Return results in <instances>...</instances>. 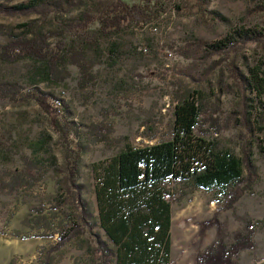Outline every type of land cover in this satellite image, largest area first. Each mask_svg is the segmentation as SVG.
Masks as SVG:
<instances>
[{
	"label": "rangeland",
	"instance_id": "1",
	"mask_svg": "<svg viewBox=\"0 0 264 264\" xmlns=\"http://www.w3.org/2000/svg\"><path fill=\"white\" fill-rule=\"evenodd\" d=\"M32 1L0 0V45L48 36L52 48L64 46L58 65L62 74L49 75L45 62L9 64L0 59V84L21 89L16 101L0 100V264H94L92 237L81 230L77 236L70 233L80 224V209L60 185L68 138L84 148L78 185L94 233L105 239L95 194L100 167L127 147L170 141L175 106L189 94L205 104L204 134L217 140L222 151L248 157L258 179L232 207L225 191L170 185L171 264H195L220 231L231 245L237 234H246L249 223L255 229V247L235 261L264 264V91L253 90L246 80L244 87L237 85L225 68L226 57L203 56L206 44L233 29H260L248 15L257 0H211L216 22L209 24L180 17L175 0H164L166 14L160 20L110 37L99 34L98 23L84 30L83 15H97L102 5L115 0H46L57 6L47 15L13 18L1 13ZM79 51L94 63L95 80L87 86H81L80 70L70 60ZM235 59L247 77V69L259 66L263 53L245 51ZM36 89L65 102L71 114L66 128L54 127L28 95ZM246 184L244 180L241 188ZM212 219L217 222L207 225Z\"/></svg>",
	"mask_w": 264,
	"mask_h": 264
},
{
	"label": "trees",
	"instance_id": "2",
	"mask_svg": "<svg viewBox=\"0 0 264 264\" xmlns=\"http://www.w3.org/2000/svg\"><path fill=\"white\" fill-rule=\"evenodd\" d=\"M46 0H33L13 10L1 13L9 17L47 15L57 8L48 6ZM211 0H175L174 8L180 17H194L209 24L215 23L211 16ZM166 14L164 0H115L104 4L97 15L85 14L82 25L88 30L98 23L103 37L120 34L131 26L143 29ZM248 15L260 29L246 30L244 27L231 30L223 39L204 46V57L228 59L227 73L233 81L244 87V81L260 94L264 91V0H257ZM81 27V28H82ZM82 28V29H83ZM50 37L38 35L32 39L14 38L0 45V59L4 63L23 60L45 62L49 75L62 74L58 65L63 62L64 46L49 43ZM263 53L259 66L247 69V77L236 65L242 52ZM70 60L80 70L81 86H87L95 78L91 74L94 63L85 58L82 51L71 55ZM67 76V75H66ZM21 89L16 84H0V100L16 101ZM33 97L50 123L66 128L70 113L65 102L56 100L51 94L36 89L28 94ZM204 107L198 97H183L175 106L172 139L144 148L127 147L100 167L95 188L98 209V225L105 239L94 233L93 217L85 208L78 171L84 148L69 139L65 156L64 175L61 186L74 196L76 208L80 209V224L71 229L72 236L84 231L92 237L90 254L94 264H171L172 184H185L204 189L225 191L229 205L234 206L254 184L257 169L248 157L239 159L220 149L215 139L207 137L204 130ZM75 127V123H71ZM63 128V129H65ZM73 130V129H72ZM71 133V132H70ZM70 133L68 135H70ZM246 174V176H245ZM246 180L247 184L241 188ZM216 219L206 222L214 225ZM84 223V224H83ZM80 227V228H78ZM221 232V231H220ZM196 257L195 264H237L235 258L255 247L254 226H246V234H237L230 245L221 237ZM69 233V234H70Z\"/></svg>",
	"mask_w": 264,
	"mask_h": 264
},
{
	"label": "built area",
	"instance_id": "3",
	"mask_svg": "<svg viewBox=\"0 0 264 264\" xmlns=\"http://www.w3.org/2000/svg\"><path fill=\"white\" fill-rule=\"evenodd\" d=\"M157 30L155 29V32H156Z\"/></svg>",
	"mask_w": 264,
	"mask_h": 264
}]
</instances>
